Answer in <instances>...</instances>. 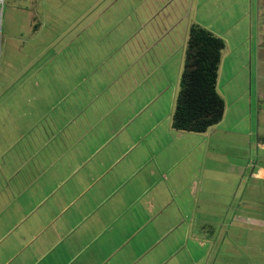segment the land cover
Instances as JSON below:
<instances>
[{"label":"crops","instance_id":"crops-1","mask_svg":"<svg viewBox=\"0 0 264 264\" xmlns=\"http://www.w3.org/2000/svg\"><path fill=\"white\" fill-rule=\"evenodd\" d=\"M105 1L0 91V264H264L228 241L264 237V0H195L144 37ZM191 24L226 43L200 134L172 127Z\"/></svg>","mask_w":264,"mask_h":264},{"label":"rangeland","instance_id":"rangeland-1","mask_svg":"<svg viewBox=\"0 0 264 264\" xmlns=\"http://www.w3.org/2000/svg\"><path fill=\"white\" fill-rule=\"evenodd\" d=\"M91 2L92 0H0V91L8 92L12 86L11 82L17 75L30 70L33 60L35 63L42 60L41 54L60 50L61 44H56V41L72 29L77 30L74 23L79 19V15L80 17L84 15L81 9L78 10V6L89 8ZM105 2L114 6L107 15L111 17L108 22L118 21L119 26L112 33L118 36H122L121 34H124L130 24H133L134 30H138L135 35L144 37L147 24L162 16H166L164 23H180L186 22L188 18L191 19L192 14L193 22L198 11L195 0H106ZM199 9L202 10L201 15H205L204 6L201 5ZM185 15L188 17L185 18ZM169 18L173 21H169ZM92 19H94L93 13ZM144 22H147L146 27L142 28L141 23ZM167 26L170 28L169 25ZM171 30L169 29L168 32ZM181 30L180 28L173 30L171 36L180 39ZM160 32H162L160 28L157 31L150 29V35L157 36ZM40 63L41 68H44L43 64L46 60ZM26 91L28 93L30 91L29 84ZM250 232L247 230L245 235L238 237L231 235L228 241L253 243V238L256 237L261 239L259 245L264 246V237L251 236ZM252 254L263 253H246V255ZM250 259L255 260L252 257Z\"/></svg>","mask_w":264,"mask_h":264},{"label":"trees","instance_id":"trees-1","mask_svg":"<svg viewBox=\"0 0 264 264\" xmlns=\"http://www.w3.org/2000/svg\"><path fill=\"white\" fill-rule=\"evenodd\" d=\"M225 40L199 24L188 32L180 91L172 117L176 131L205 133L222 122L226 102L218 90Z\"/></svg>","mask_w":264,"mask_h":264}]
</instances>
